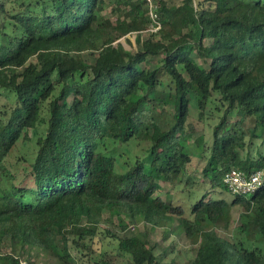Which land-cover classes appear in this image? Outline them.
Masks as SVG:
<instances>
[{"label": "trees", "instance_id": "1", "mask_svg": "<svg viewBox=\"0 0 264 264\" xmlns=\"http://www.w3.org/2000/svg\"><path fill=\"white\" fill-rule=\"evenodd\" d=\"M109 1L11 0V10L0 3L6 15L0 17V90L16 100L0 114V243L8 238L61 264H118L103 252L93 259L95 239L109 238L128 264H177L156 255L148 232L123 235L130 228L126 212L147 228L177 218L188 238L199 237L191 264H264V187L250 198L204 196L189 214L157 195L162 182L184 183L194 158L203 161L202 176L213 190L230 192L224 178L232 169H264V0H183L179 7L158 0L164 29L138 51L116 42L148 29L144 3L130 2L126 17L113 21L103 15ZM115 3L114 16L122 0ZM156 57L160 64L152 68ZM207 58L203 69L198 60ZM169 87L175 112L165 116L155 94ZM192 109L202 119L222 113L209 148L193 142ZM39 124L46 132L35 160H12L18 142ZM143 129L152 132L149 147L120 175L118 149L133 147ZM256 140L261 146L253 153ZM235 207L242 209L239 225L229 233ZM105 213L118 219L121 235L101 229ZM2 261L25 264L11 255Z\"/></svg>", "mask_w": 264, "mask_h": 264}, {"label": "rangeland", "instance_id": "2", "mask_svg": "<svg viewBox=\"0 0 264 264\" xmlns=\"http://www.w3.org/2000/svg\"><path fill=\"white\" fill-rule=\"evenodd\" d=\"M19 2H23L25 0H18ZM113 3H111V2ZM107 2V8L104 12L105 18H112L113 21H116L119 17H126L125 12L130 8V2H134L136 0H122L120 4V9L117 14L114 16L113 5L116 4L115 0H110ZM11 0H0V3H6L7 9L11 10ZM169 6L179 7L182 5L183 0H167ZM14 7H12L13 9ZM19 9H16L18 12ZM123 11V12H122ZM6 16L0 13V17ZM1 21V20H0ZM10 19L7 20L8 23ZM11 22V21H10ZM14 27L12 24H9L7 28V32L10 35L14 34ZM150 38V34L144 33L143 35L136 36L133 34H128L126 37L121 38L117 43H121L128 50L132 49L134 51L142 50V43ZM159 38V37H158ZM2 37L0 36V47L2 45ZM206 46H209V42H205ZM83 58L88 63H92L94 61V56L91 54H84ZM160 57H156L151 59L150 64L152 68L157 67L160 64ZM198 63L201 68L207 69L209 68L210 59H199ZM161 78L166 81V83H170L169 76L165 75L164 72L160 73ZM171 87V86H170ZM169 88H161L157 90L155 94L156 101H160L164 103L165 112L163 114L165 116L172 115L175 112V97L174 93L171 92ZM62 90V85H58L56 91L51 100L58 97ZM16 103L15 97L7 90H0V114L6 112L7 108L12 107ZM48 102L44 104V110L47 108ZM222 117V113L214 112L211 113L209 111L208 115L205 118H201L200 113L192 109L190 117L188 119L187 124L194 125L197 127L198 131L193 138V142L195 140L197 145H205L207 148L211 147L213 143V128L220 122V118ZM238 119L237 114H233L231 116V120ZM253 125V121L250 119L246 122L245 127L249 129ZM46 128L44 124H39L36 129H30L27 131V136L22 137V139L18 142L17 148L13 154V159L16 160L18 157L23 158L25 161L32 163L37 155L38 147L37 142L38 139L45 135ZM151 131L143 129L140 132L137 142L133 145V147L128 148L126 146H122L124 148L118 149V154L121 157L122 163L119 165V162L116 164L117 172L122 175L126 172V170L133 165L136 161L137 157L144 156V150L149 147ZM25 134V132H24ZM249 142L250 140L247 139ZM253 153L261 146V140H256L253 142ZM203 161L198 158H194L193 162L188 166L189 173L188 178L184 183L180 186L178 182L172 183L170 182H162V190H160L157 195L163 197L164 199H171L174 204L183 205L189 214V209L191 205L195 204L197 200L202 197H206L207 200H213L218 198H224L227 200H231L234 198V195L228 191H225L221 188L213 190L209 185V182L204 180L202 176V171L204 168ZM121 178L116 179L113 186L116 187ZM251 196L247 197L250 198ZM242 209L240 207H235L233 209L232 215V224L230 226L229 233H232V229L239 225V216ZM123 219L130 226V228L123 235L128 238H133L136 236V233L148 232V243L150 247L155 248V253L158 257L163 258V261L170 262L174 261L177 264H191V262L195 259L197 255V250L199 248V237L195 235L193 238H188L185 233L181 230L179 220L177 218L172 219L170 217H163L161 226L156 228H147L145 223L143 222L141 217L137 219H132L128 213L124 212ZM105 222L102 224L101 229L110 228L114 229L121 235L118 231V219L110 218L108 213H105L104 216ZM95 254L93 255L94 260H99V253L109 254V258L116 261L118 264H128L127 259L125 257L117 256V247L118 242L113 239H104L99 240L95 239L93 243ZM75 253V251H74ZM77 253H75L76 255ZM11 255L14 257H18L25 264H61L57 261V259L44 251L38 249H32L31 247H14L10 243L9 239H5L2 243H0V256ZM86 260V258H84ZM1 264H8L7 261H2Z\"/></svg>", "mask_w": 264, "mask_h": 264}, {"label": "built area", "instance_id": "3", "mask_svg": "<svg viewBox=\"0 0 264 264\" xmlns=\"http://www.w3.org/2000/svg\"><path fill=\"white\" fill-rule=\"evenodd\" d=\"M144 3L150 19V25L143 33L159 34L163 29L162 18L159 13L158 0H140ZM224 183L227 185L231 194L249 197L256 193L260 188L264 187V169L258 170L251 174H246L242 171L232 169L224 178Z\"/></svg>", "mask_w": 264, "mask_h": 264}]
</instances>
